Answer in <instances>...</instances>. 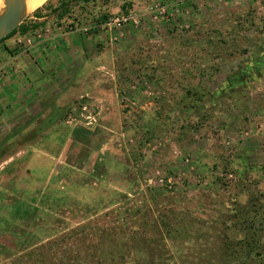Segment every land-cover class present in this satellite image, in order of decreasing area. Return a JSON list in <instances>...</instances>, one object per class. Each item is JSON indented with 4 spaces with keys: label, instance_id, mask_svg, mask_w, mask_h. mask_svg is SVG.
<instances>
[{
    "label": "rangeland",
    "instance_id": "rangeland-1",
    "mask_svg": "<svg viewBox=\"0 0 264 264\" xmlns=\"http://www.w3.org/2000/svg\"><path fill=\"white\" fill-rule=\"evenodd\" d=\"M71 4L0 45V264H221L238 209L264 204V0ZM63 90L89 93L56 108ZM21 101L43 117L18 124Z\"/></svg>",
    "mask_w": 264,
    "mask_h": 264
},
{
    "label": "trees",
    "instance_id": "trees-1",
    "mask_svg": "<svg viewBox=\"0 0 264 264\" xmlns=\"http://www.w3.org/2000/svg\"><path fill=\"white\" fill-rule=\"evenodd\" d=\"M74 1H84L85 3H90L93 0H57L58 6L53 7V0H49L43 7L37 9L32 16L33 18L40 19L43 16V11L46 9H51L52 12L57 14L59 18L63 19L71 9V3ZM131 9V5H125L122 7V11L125 14H128L129 10ZM104 17V16H103ZM107 17H104L101 21H106ZM34 28H38L37 26H33ZM26 34L30 31V28L26 26L25 24H22L18 29L14 30L8 37H6L4 40L0 42V45L3 44L8 39L12 38L16 33ZM262 66V64H260ZM259 64H256V67H260ZM259 69V68H258ZM233 82L235 84L243 82V77L236 76L233 79ZM54 117H52L53 121ZM250 204L240 207L238 209V215L240 214H247L248 217L242 221V229H243V235L242 238L238 239H231L227 237V241L223 245V249H221L220 253L218 254V257L223 260L221 261V264H229V261H241L243 264H264V204H261V201L252 199L249 201ZM25 205V204H24ZM27 214V213H26ZM29 214V213H28ZM27 214V215H28ZM165 228L167 224V221L162 218L161 222ZM146 225H149L148 223ZM241 230V229H240ZM8 231V230H7ZM139 238V237H138ZM150 250L144 249L141 250L138 258L141 259L146 255L145 260L147 259L146 264H154L153 262H148L147 255H151L152 253H149ZM35 253H39L40 257H37ZM47 253L45 252V246L40 247L38 250L35 251H29L28 252V264H45V258ZM79 255H76L73 259H64L65 262L63 264H70L72 261L77 260ZM94 258H100L102 256V259L104 261V264L107 260V264H112L110 262V259H107L106 254L100 253V254H93ZM125 258H122L121 261H125ZM115 260L118 263V260L115 258ZM113 261V260H112ZM32 262V263H31ZM97 264V263H96ZM121 264H127V263H121Z\"/></svg>",
    "mask_w": 264,
    "mask_h": 264
},
{
    "label": "crops",
    "instance_id": "crops-1",
    "mask_svg": "<svg viewBox=\"0 0 264 264\" xmlns=\"http://www.w3.org/2000/svg\"><path fill=\"white\" fill-rule=\"evenodd\" d=\"M44 17H42V18H40V19H37V20H42ZM36 19V18H35ZM68 47V46H67ZM36 54L39 56V57H46V56H44L43 55V51H44V48H39L38 49V47L36 48ZM24 57H26L25 59H24V61H26L27 62V64L29 65L30 64V60L27 58V56H24ZM44 60H47L46 58L44 59ZM49 61H50V59H49ZM29 66H31V64L29 65ZM27 73L28 74H30V75H32V77L33 78H35V80H36V82H37V85H41V84H45V83H47V82H52V80H53V78L55 79L56 77L58 78V75L56 74V72H54L52 69L51 70H45L44 72L43 71H39V73H38V70H36L35 68H33L32 69V67H31V69H29L28 71H27ZM84 73V71H81L79 74H77L76 76H75V78H77V77H79L80 78V80H81V78H82V76L84 75L83 74ZM45 75H47V77L45 76ZM57 75V76H56ZM85 78H87V77H89V75H88V73H86V75L84 76ZM56 78V79H57ZM82 83H84L85 84V86H84V88L87 86V81H81ZM74 91H68V90H63L61 93H59V94H56V96L55 97H53V99H52V101H53V103L54 102H56V108H60V107H62V105H63V103H64V100H67V99H69V98H76L77 96H79L81 93L84 95V94H88L89 92H85V91H82L81 93H79V94H75V93H73ZM69 97V98H68ZM38 100L39 101H42V99H40V98H38ZM46 101H48V100H46ZM22 103H26V104H24V105H22ZM41 104H42V102H41ZM41 104H39V105H37V107H42V105ZM22 105V106H21ZM19 106H20V108L21 109H19L18 110V112L17 113H22L21 115H17L15 112H14V110L15 109H17V108H19ZM35 107H36V105H34ZM3 108H5V106H3ZM3 108H0V109H3ZM31 109H32V107H31ZM31 109H30V107H29V105H28V103L27 102H23V101H21L18 105H16L14 108H10V107H8L7 108V110L9 111V113H11V112H13L16 116V119H18L17 120V123L18 124H26L27 123V121L28 120H32V119H38L39 117H43L42 115H43V113H42V111H36L35 113H32V111H31ZM22 110H23V112H22ZM6 112V111H5ZM49 115L50 114H48V116L45 118L46 120L48 119V117H49ZM2 116H4L3 115V113H2V115L0 116V117H2ZM5 117V116H4ZM1 119V118H0ZM52 123L51 124H54V123H57V122H53V121H51ZM73 148V147H72ZM72 148H70V149H72ZM68 150H69V145H68V148H67ZM72 154L74 155V153L72 152ZM64 157L65 158H67L68 156H67V154H64ZM64 158V159H65ZM68 159V158H67ZM80 161H84L85 160V154H83V155H81L79 158H78ZM70 166H72V168H74V169H78L79 170V167L80 166H82V162H75V159H73L72 160V163L71 162H69V161H66Z\"/></svg>",
    "mask_w": 264,
    "mask_h": 264
},
{
    "label": "water",
    "instance_id": "water-1",
    "mask_svg": "<svg viewBox=\"0 0 264 264\" xmlns=\"http://www.w3.org/2000/svg\"><path fill=\"white\" fill-rule=\"evenodd\" d=\"M24 7L25 0H5V12L0 17V42L23 23Z\"/></svg>",
    "mask_w": 264,
    "mask_h": 264
},
{
    "label": "bare ground",
    "instance_id": "bare-ground-1",
    "mask_svg": "<svg viewBox=\"0 0 264 264\" xmlns=\"http://www.w3.org/2000/svg\"><path fill=\"white\" fill-rule=\"evenodd\" d=\"M49 0H25L23 16H28L34 13L37 9L43 7ZM5 12V0H0V17Z\"/></svg>",
    "mask_w": 264,
    "mask_h": 264
},
{
    "label": "built area",
    "instance_id": "built-area-1",
    "mask_svg": "<svg viewBox=\"0 0 264 264\" xmlns=\"http://www.w3.org/2000/svg\"><path fill=\"white\" fill-rule=\"evenodd\" d=\"M130 16H128V17H123V18H119V19H115L113 22H110L108 25L109 26H111L112 24L113 25H117V26H121L122 24H125V23H127V22H129V20H130ZM87 106H85L84 108H83V113H82V118H83V120L86 122V123H90V124H92L93 122H96V119H95V117L93 116V114H91V115H89V114H87ZM88 123V124H89ZM89 124V125H90Z\"/></svg>",
    "mask_w": 264,
    "mask_h": 264
}]
</instances>
